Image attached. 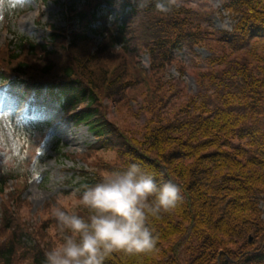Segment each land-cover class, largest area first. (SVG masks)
Instances as JSON below:
<instances>
[{"label": "trees", "instance_id": "obj_1", "mask_svg": "<svg viewBox=\"0 0 264 264\" xmlns=\"http://www.w3.org/2000/svg\"><path fill=\"white\" fill-rule=\"evenodd\" d=\"M107 6L121 9L115 21L101 13ZM223 9L234 23L231 30L216 32L181 2L160 13L155 0L143 7L136 0H84L80 9L68 7L77 28L50 25L44 43L18 36L15 45L0 48L2 79L17 75L37 93L57 90L71 119L95 137L87 150H116L120 162L109 172L136 161L156 173L158 182L181 188L175 208L150 221L154 249L116 252L105 264H264V0H224ZM88 32L101 37L93 48ZM210 42L222 55L210 56L213 64L195 74L206 94L161 84L175 51L195 43L212 49ZM85 46L88 60L58 62L64 53ZM143 52L148 71L137 67ZM20 58L42 64L31 68ZM115 59L125 68L111 70ZM139 75L141 82L128 84ZM122 82H127L125 89L140 84L136 90L144 92L145 119L138 134L120 132L96 107L98 93ZM101 178L84 172L79 192ZM8 196L0 223L7 231L0 232L5 237L0 264H13L19 252L32 264H46L48 250L33 244L18 207L11 209L21 203L19 191Z\"/></svg>", "mask_w": 264, "mask_h": 264}, {"label": "rangeland", "instance_id": "obj_2", "mask_svg": "<svg viewBox=\"0 0 264 264\" xmlns=\"http://www.w3.org/2000/svg\"><path fill=\"white\" fill-rule=\"evenodd\" d=\"M223 1L179 0L198 12L197 19L200 23L216 32L231 30L234 23L232 17L223 9ZM83 3L84 0H0V48H6L9 42H14L15 45L17 36L42 43L49 34L46 27L50 25L65 29L70 26L77 28L76 21L68 17L66 8L74 4L76 9H80ZM106 11L114 19V8L110 7L102 12ZM90 38L95 40L90 48L97 46L101 40L93 34H90ZM210 43L213 45L212 49L205 46V43H195L191 49L184 45L175 51V60L165 67L161 84L167 86L173 83L175 87H183L186 92L206 94V87L199 84L195 74L213 64L208 62L210 56L222 55L219 47L213 42ZM85 49L86 46L77 47L73 53H64L58 62L67 64L73 58L88 60ZM18 60L28 62L31 68L40 67L42 64V60L36 63L33 60ZM137 62V67L148 71L149 57L146 52L139 55ZM181 66L183 72L179 71ZM99 68L103 70L100 66ZM111 68L124 69L125 65L121 60L115 59ZM13 77L22 78L17 75ZM142 80L143 77L139 75L128 84ZM114 86L98 93L96 107L104 119L120 132L128 129L127 132L138 134L139 126L145 119L142 105L144 92L136 90L142 86L138 84V87L125 89L127 82L116 83ZM170 88L173 92L177 89L173 85ZM21 89V82L0 83V114L5 117L0 119V150L7 147L19 153L15 166L6 165L3 157H0V185L6 191L12 190V186L18 184L21 203H15L11 209L18 207L23 230L32 233L31 239H34L30 240L33 244L38 242L49 251L61 239L57 221L52 216L53 209L61 207L87 216L86 209L76 206L84 172H95L97 176H102L109 173L110 166H118L120 160L113 148H102L93 152L87 150L95 141L94 136L85 125L77 126L67 115H63L56 91H43L36 95L23 93ZM7 115L10 120L6 118ZM113 142L121 141L113 139ZM39 149H43V154L39 157V171L36 172L32 158ZM9 197L5 193L0 195V223L4 213V201ZM0 232L7 231H2L0 225ZM4 238L1 235L0 242ZM17 255L13 264H32L29 259L20 257L21 252Z\"/></svg>", "mask_w": 264, "mask_h": 264}, {"label": "clouds", "instance_id": "obj_3", "mask_svg": "<svg viewBox=\"0 0 264 264\" xmlns=\"http://www.w3.org/2000/svg\"><path fill=\"white\" fill-rule=\"evenodd\" d=\"M138 7L152 0H136ZM179 0H155L160 13H168ZM4 114H0L3 119ZM8 120V115L6 116ZM36 151L32 164L39 171ZM19 155L5 147L0 157L6 165L15 166ZM181 188L172 181L158 182L157 174L146 171L139 162H128L118 171L102 174L94 185L85 186L79 194L77 207L87 210V216L56 207L60 242L46 252V264H105L113 253H145L154 249L156 236L150 221L175 208Z\"/></svg>", "mask_w": 264, "mask_h": 264}]
</instances>
